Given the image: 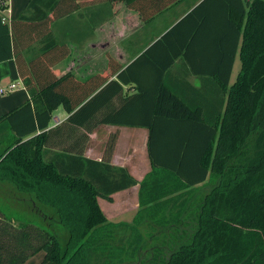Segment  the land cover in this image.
Instances as JSON below:
<instances>
[{"label":"trees","instance_id":"trees-1","mask_svg":"<svg viewBox=\"0 0 264 264\" xmlns=\"http://www.w3.org/2000/svg\"><path fill=\"white\" fill-rule=\"evenodd\" d=\"M83 4L29 0L11 23L0 15V62L16 61L30 94L0 116V264H23L42 250L41 264H264V0H202L179 20L174 27L198 21L185 55L194 41L209 40L226 67L215 69L211 95L189 85L193 93L181 97L161 79L153 97L141 99L140 114L127 110L140 99L112 103L124 70L110 81L53 72L69 48L52 39V25ZM210 4L221 9L213 19L218 37L198 39L211 30L198 15ZM237 53L240 69L229 84ZM60 105L68 118L46 132ZM98 123L148 129L151 170L139 183L131 224L107 221L97 202L136 184L126 170L106 156L83 157L84 145L76 150L74 142L49 149L52 133L74 136L76 127L90 132ZM119 226L130 236L118 241L112 231Z\"/></svg>","mask_w":264,"mask_h":264},{"label":"crops","instance_id":"crops-1","mask_svg":"<svg viewBox=\"0 0 264 264\" xmlns=\"http://www.w3.org/2000/svg\"><path fill=\"white\" fill-rule=\"evenodd\" d=\"M88 1L90 0H77L86 4L59 18L52 25V39L69 48V54L52 67L57 76L72 73L76 79L84 81L101 75L109 77L110 81L118 80V73L124 70L121 78L122 91L112 99V103L118 107L127 97L140 99L127 107L129 112L139 114L146 112V102H141V99L152 98L161 79L181 97H188L190 92L193 93L189 85L202 87L203 95L213 94L216 79L214 71L217 68L225 69L226 63L221 65V62L215 60L217 49L209 40L207 43L194 41L185 55L184 47L190 37L191 27L198 22L196 19H188L182 25L174 27L202 0H106L87 4ZM28 2L29 0H20L16 8L10 0L12 20L21 15ZM129 2H132V6H129ZM199 14L208 17L205 24L211 30L202 29L198 39L217 38L219 29L214 27L216 22L213 19L221 17V9L210 4L200 9ZM238 64L240 61L237 53L229 84L236 78L240 69ZM0 83L4 86L18 83L21 86L19 89L24 91L18 102L1 106L3 110L0 116L30 99L14 59L0 62ZM68 116L69 112L63 106H58L51 112L45 131L63 124ZM84 132L88 136L85 143L82 140ZM0 138H3V133H0ZM147 140L148 129L145 126L98 123L90 132L84 127H76L74 136L68 134L66 129L64 132L60 129L58 133H52L49 149L61 150L63 147L59 145L66 146L74 142L76 150L84 145L83 157L100 162L106 156L111 166L126 170L136 180V184L112 193L111 200L97 197V202L99 207L102 199L110 206L118 202L120 205H131V212L125 211L122 206L121 210L113 211L111 215L107 214L109 210L100 207L107 221L131 224L139 209V183L151 170ZM111 142L112 148L107 147ZM144 221L142 223L149 219ZM45 255L46 252L42 250L23 264H41Z\"/></svg>","mask_w":264,"mask_h":264},{"label":"rangeland","instance_id":"rangeland-1","mask_svg":"<svg viewBox=\"0 0 264 264\" xmlns=\"http://www.w3.org/2000/svg\"><path fill=\"white\" fill-rule=\"evenodd\" d=\"M12 6L14 7H18L20 4V0H11ZM240 67V64H238ZM24 91L22 89H17L11 93L5 94V95H0V112L3 110L1 106H8L12 103L18 102V100H20V98L22 97ZM1 201V200H0ZM3 204V201L0 202V205ZM101 204V209L108 211L109 213H107L108 215L113 214V211H116L118 209H122V206H124V210H130L131 209V205L128 206V204H124L122 203L120 205V202L113 204L112 206L108 205L103 199L100 202ZM108 207V208H107ZM133 210V209H132ZM131 212V210H130ZM130 214V213H129ZM128 216V215H127ZM127 218V217H126ZM38 221V220H37ZM140 232L142 233H146L148 230H150V227L147 223H142L139 227ZM112 234L115 235L116 239H118V241L122 238H128L130 236V231L127 227L125 226H119L117 228H115L112 231Z\"/></svg>","mask_w":264,"mask_h":264},{"label":"built area","instance_id":"built-area-1","mask_svg":"<svg viewBox=\"0 0 264 264\" xmlns=\"http://www.w3.org/2000/svg\"><path fill=\"white\" fill-rule=\"evenodd\" d=\"M0 15L4 23H11L12 21V10L10 5V0H0ZM21 86L18 83H11L4 86L0 83V95H5L11 93Z\"/></svg>","mask_w":264,"mask_h":264}]
</instances>
